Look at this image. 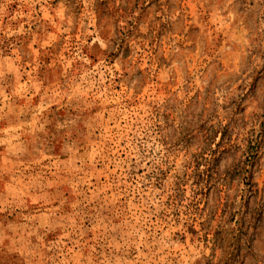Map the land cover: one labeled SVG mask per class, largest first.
I'll return each mask as SVG.
<instances>
[{"label":"rangeland","instance_id":"obj_1","mask_svg":"<svg viewBox=\"0 0 264 264\" xmlns=\"http://www.w3.org/2000/svg\"><path fill=\"white\" fill-rule=\"evenodd\" d=\"M106 10L0 0V264H264V0Z\"/></svg>","mask_w":264,"mask_h":264},{"label":"trees","instance_id":"obj_2","mask_svg":"<svg viewBox=\"0 0 264 264\" xmlns=\"http://www.w3.org/2000/svg\"><path fill=\"white\" fill-rule=\"evenodd\" d=\"M93 6H95V11L103 13L107 11V0H93ZM109 12V11H108Z\"/></svg>","mask_w":264,"mask_h":264}]
</instances>
